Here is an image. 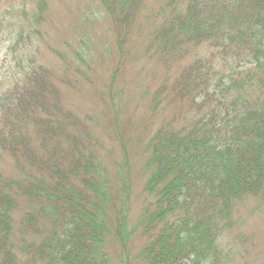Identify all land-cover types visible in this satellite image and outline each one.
<instances>
[{"label":"trees","instance_id":"16d2710c","mask_svg":"<svg viewBox=\"0 0 264 264\" xmlns=\"http://www.w3.org/2000/svg\"><path fill=\"white\" fill-rule=\"evenodd\" d=\"M32 1L19 34L30 44L43 40L36 25L51 0ZM92 1L117 55L112 81L128 57L170 64L194 45L215 49L223 65L197 57L149 98L151 115L168 98L196 116L164 121L146 142L134 213L121 127L111 131L126 164L112 172L90 117L65 108L53 70L30 59L0 94V264H113L114 254L121 264H229L221 235L239 201L264 194V0Z\"/></svg>","mask_w":264,"mask_h":264},{"label":"rangeland","instance_id":"374dc122","mask_svg":"<svg viewBox=\"0 0 264 264\" xmlns=\"http://www.w3.org/2000/svg\"><path fill=\"white\" fill-rule=\"evenodd\" d=\"M93 2L51 0L47 20L36 25L43 31V40L42 36L33 35V44H30L23 42L19 34L32 20L33 1L0 0V94L21 76L22 68L30 59L50 67L64 107L85 122L90 117L89 126L101 142L102 155L112 172L116 165L125 163L119 138L111 131L112 125L121 127L130 148L125 175L132 183L131 198L136 213L144 198L142 191L146 176L141 171L140 154L146 142L164 121L175 118L178 119L177 125L181 116L190 119L196 116L186 103L169 101L168 98L160 111L151 115L147 111L149 98L166 78L171 83L178 72L197 57L209 58L217 70L223 65V59L206 44L190 47L184 58L170 64L135 55L132 59L127 58L112 81L117 55L105 18ZM7 23L13 25L10 30L3 29ZM52 48L62 50L66 59L58 58ZM79 48L83 51L85 64L79 63L73 52ZM106 123L109 127L104 125ZM231 221V226L220 239L229 264H264V194L239 201ZM136 254L137 249L131 254L132 261ZM113 264H121L116 254Z\"/></svg>","mask_w":264,"mask_h":264}]
</instances>
